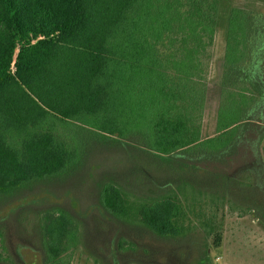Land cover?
Wrapping results in <instances>:
<instances>
[{"label":"trees","instance_id":"obj_1","mask_svg":"<svg viewBox=\"0 0 264 264\" xmlns=\"http://www.w3.org/2000/svg\"><path fill=\"white\" fill-rule=\"evenodd\" d=\"M219 11V0H0V194L66 174L84 155L76 136L87 131L130 144L133 127L144 138L131 144L160 160L214 147L201 120ZM263 27L252 11L229 13L216 134H237L262 97L249 70ZM99 200L158 236L183 233L175 194L134 205L106 182ZM41 231L43 264H72L74 217L47 211Z\"/></svg>","mask_w":264,"mask_h":264},{"label":"rangeland","instance_id":"obj_2","mask_svg":"<svg viewBox=\"0 0 264 264\" xmlns=\"http://www.w3.org/2000/svg\"><path fill=\"white\" fill-rule=\"evenodd\" d=\"M219 2L201 120L202 138H214L215 146L160 160L131 144L144 138L133 127L130 144L97 141L89 131L78 134L86 149L66 174L0 194V264L44 263L41 222L54 209L69 212L78 224L72 264H264V27L249 70L262 84V97L237 134H216L229 13L252 11L264 25V0ZM230 116L226 124L233 123ZM228 136L235 137L220 148L218 140ZM106 182L121 187L134 205L175 194L184 206L183 233L161 237L135 215L113 217L99 200Z\"/></svg>","mask_w":264,"mask_h":264}]
</instances>
